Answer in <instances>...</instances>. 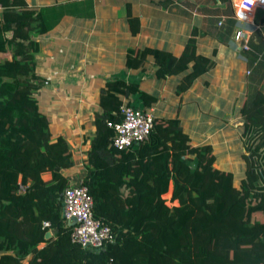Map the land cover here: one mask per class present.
I'll list each match as a JSON object with an SVG mask.
<instances>
[{
    "label": "trees",
    "instance_id": "1",
    "mask_svg": "<svg viewBox=\"0 0 264 264\" xmlns=\"http://www.w3.org/2000/svg\"><path fill=\"white\" fill-rule=\"evenodd\" d=\"M18 3L0 0V221L14 224L11 232L0 233V264H19L15 250H30L45 231L43 222L56 237L35 250L28 264H264V219H251L257 211L264 216L262 90L245 95L239 110L244 170L233 185L230 173L211 167L209 146L190 147L177 119L165 120L163 134L153 120L144 142L113 148L106 122H117L119 106L128 102L121 99L139 91L122 80L107 81L98 94L95 130L78 162L79 180L71 184L86 188L92 216L108 225L111 240L100 249L70 241L61 193L77 162L75 148L64 133L53 132L38 102L46 81L35 73L38 44L30 35L45 29L34 25L33 10L15 8ZM146 56L156 78L187 68L176 93L212 66L189 39L178 56L147 47L129 50L125 67L136 68ZM259 83L264 85V75ZM140 95L145 104L152 99ZM135 146L147 156L140 168L130 151ZM185 147L192 149V163L180 156ZM156 150L172 153L169 166L168 159H151Z\"/></svg>",
    "mask_w": 264,
    "mask_h": 264
},
{
    "label": "crops",
    "instance_id": "2",
    "mask_svg": "<svg viewBox=\"0 0 264 264\" xmlns=\"http://www.w3.org/2000/svg\"><path fill=\"white\" fill-rule=\"evenodd\" d=\"M20 7L33 10L38 15L34 25L45 29L30 35L38 44L35 73L46 81L36 96L53 132L64 133L75 148L77 162L67 184L79 180L78 162L95 130L100 89L107 81L122 80L139 92L121 100L150 111L159 134L167 132L166 119H177L190 147L209 146L211 167L230 173L238 185L244 170L239 110L245 95L264 91L259 83L264 75V9L238 20L231 0H20L15 8ZM189 39L212 66L179 93L176 86L187 68L156 78L149 56L136 68L125 67L129 50L147 47L178 56ZM140 93L152 98L148 104ZM138 147L130 150L135 151V168L147 158ZM183 150L180 156L192 163V149ZM165 153L156 150L150 156L168 159L169 166L172 153ZM251 219L260 222L264 216L257 211ZM44 228L30 250H15L19 264H28L35 250L53 242L57 232ZM13 229L9 219L0 221V233Z\"/></svg>",
    "mask_w": 264,
    "mask_h": 264
},
{
    "label": "built area",
    "instance_id": "3",
    "mask_svg": "<svg viewBox=\"0 0 264 264\" xmlns=\"http://www.w3.org/2000/svg\"><path fill=\"white\" fill-rule=\"evenodd\" d=\"M234 16L238 20H245L255 9H264V0H231ZM237 32L236 38L240 37ZM245 48V46H243ZM120 119L117 122H106V126L113 130L111 145L116 150H123L132 145L144 142L152 128L153 116L150 111H144L122 103L118 108ZM19 190H24L23 186ZM61 215L68 222L74 219L69 233L70 241L81 246L100 249L111 240L107 224L93 218L92 200L84 186L67 184L61 193ZM48 226L47 222L42 223Z\"/></svg>",
    "mask_w": 264,
    "mask_h": 264
},
{
    "label": "water",
    "instance_id": "4",
    "mask_svg": "<svg viewBox=\"0 0 264 264\" xmlns=\"http://www.w3.org/2000/svg\"><path fill=\"white\" fill-rule=\"evenodd\" d=\"M73 222H74V219H70L68 222H67V224L69 225V226H71L72 224H73Z\"/></svg>",
    "mask_w": 264,
    "mask_h": 264
},
{
    "label": "rangeland",
    "instance_id": "5",
    "mask_svg": "<svg viewBox=\"0 0 264 264\" xmlns=\"http://www.w3.org/2000/svg\"><path fill=\"white\" fill-rule=\"evenodd\" d=\"M165 197L167 196V194L164 195Z\"/></svg>",
    "mask_w": 264,
    "mask_h": 264
}]
</instances>
